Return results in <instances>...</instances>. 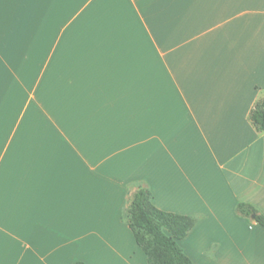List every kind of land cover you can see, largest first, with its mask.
Here are the masks:
<instances>
[{
	"label": "crops",
	"instance_id": "1",
	"mask_svg": "<svg viewBox=\"0 0 264 264\" xmlns=\"http://www.w3.org/2000/svg\"><path fill=\"white\" fill-rule=\"evenodd\" d=\"M264 0H0V264H148L146 187L195 264H264Z\"/></svg>",
	"mask_w": 264,
	"mask_h": 264
},
{
	"label": "trees",
	"instance_id": "2",
	"mask_svg": "<svg viewBox=\"0 0 264 264\" xmlns=\"http://www.w3.org/2000/svg\"><path fill=\"white\" fill-rule=\"evenodd\" d=\"M250 118L256 129L264 132V99L255 104ZM237 212L244 216L255 214V220L264 227V215L258 214L252 204L239 203ZM127 214L134 237L148 257V264H195L178 243L194 226L195 218L157 208L146 187L132 194ZM73 264L86 263L76 261Z\"/></svg>",
	"mask_w": 264,
	"mask_h": 264
},
{
	"label": "rangeland",
	"instance_id": "3",
	"mask_svg": "<svg viewBox=\"0 0 264 264\" xmlns=\"http://www.w3.org/2000/svg\"><path fill=\"white\" fill-rule=\"evenodd\" d=\"M125 215L127 216L128 214H127V210L125 211Z\"/></svg>",
	"mask_w": 264,
	"mask_h": 264
}]
</instances>
